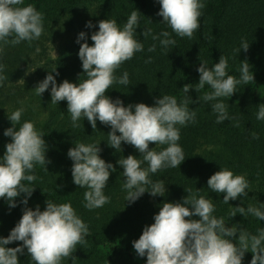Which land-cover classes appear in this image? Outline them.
Listing matches in <instances>:
<instances>
[{"label": "trees", "instance_id": "1", "mask_svg": "<svg viewBox=\"0 0 264 264\" xmlns=\"http://www.w3.org/2000/svg\"><path fill=\"white\" fill-rule=\"evenodd\" d=\"M202 2L205 7L201 10L200 27L194 33V38L189 40L187 37L176 36L166 24L161 23L163 18L157 15L160 10L159 0H24V5L32 4L43 13L44 31L31 45L22 41L15 46H3L0 63L6 66L4 74L8 80L0 87V110L4 114L6 109L13 112L17 108H24L21 123L31 121L38 131L44 133L43 139L47 145L45 156L50 163L46 164L48 171L36 165L34 172L30 173L37 179L30 185L35 189L27 205L22 203L26 196L24 193L15 198L14 208L9 206L7 199L0 198V237L6 238L10 234L25 207L35 210L39 205L43 211L47 199L57 204L71 203L89 228L85 237L86 244L77 245L73 253L75 264H146L147 257L138 256L133 241L139 239L145 226L154 223V216L158 214L163 202L182 203L188 195L185 189H191L194 193L200 189L199 195L212 199L215 205L213 215L223 217L226 227L239 225L251 234H257L258 229L264 228V221L251 214L246 218L240 213L232 218L229 216L230 210L237 206L247 208L252 204L264 210L261 205L264 204V121L256 119L258 106L264 103V0ZM136 9L141 15L135 39L143 43L144 50L137 52L116 71L117 77L127 71L130 84H113L106 93L112 100L120 99L124 106L137 103L155 106L157 98L172 95L179 102L185 95L182 87L198 83L197 69L201 62L211 67L219 62L221 55L228 58V74L237 79L240 78L241 61L247 60L254 81L249 85H237L236 92L230 98H222L228 104L230 119L220 124L216 123V114L211 108L217 101H198V96L211 89L205 86L199 93L195 88L190 89L187 95L193 103L189 104V108L196 111V122H189L184 127L177 125L180 128L178 144L186 159L179 168H166L149 175L153 183H164V196H152L145 192L135 202L129 203L125 201L127 192L122 188L125 179L123 169L117 161L128 155L142 159L140 153L132 145L123 142L120 152L110 147L107 134L111 127L99 120L96 130L92 129L86 117L78 121L79 127H73L67 101L51 104V84L41 97L35 95L33 89L55 68L56 71L51 74L57 85L65 79L77 84L80 77L81 80L85 79L82 62L78 57L80 44L85 41L77 43L79 33L86 34V41L91 46V35L98 31L99 21L114 19L122 28L127 17ZM89 21L92 24L90 28L86 27ZM147 28H151L154 34L169 31L176 44L169 46L166 53L159 41H153L151 37L145 39L141 34ZM58 40L57 58L48 59L37 68L35 76H28L34 56ZM242 40L249 43V48L247 52L241 49L238 53L235 50L240 48ZM153 43L156 44V50L149 52L148 48ZM149 57L152 62L145 63ZM233 117L234 120L231 119ZM237 121L239 127L234 126ZM10 127L13 125L8 115H0V157L4 155L6 144L11 142V137L4 136V131ZM252 132L257 133L259 139H253ZM116 134L119 135V132ZM76 141L99 143L100 157L116 168V171L111 172L104 189L110 202L91 211L83 206V193L86 189L73 183V161L67 153ZM202 146L208 149L198 153ZM164 147L167 146L149 145L150 149L155 148L156 151ZM141 167L147 168V162ZM220 168H228L234 175L245 176L250 184L246 190L249 191L248 196L230 200L229 204L223 203L224 194L212 192L207 187L210 176ZM146 187L151 190V185ZM21 243L16 241L6 247H17ZM18 259L20 264H34L27 249L23 254H18ZM251 259L252 253L246 252L242 264H250ZM62 264H73V261L69 258Z\"/></svg>", "mask_w": 264, "mask_h": 264}, {"label": "clouds", "instance_id": "2", "mask_svg": "<svg viewBox=\"0 0 264 264\" xmlns=\"http://www.w3.org/2000/svg\"><path fill=\"white\" fill-rule=\"evenodd\" d=\"M159 4L157 15L163 18L161 23L166 24L176 36L193 39L200 27L201 10L205 7L202 0H159ZM140 15L139 10H133L122 28L114 19L99 21L98 31L91 35V46L86 41V34L79 33L77 43L85 41L80 44L78 57L86 78L81 80L80 77L78 84L65 79L57 85L51 74L56 71L55 68L33 89L35 95L41 97L51 84V104L67 101L73 127H79L78 121L86 117L92 129L96 130L99 120L111 127L107 134L110 147L120 152L123 142L140 153L142 159L128 155L117 161L123 169L125 179L122 188L127 192L125 201L129 203L135 202L145 192L152 196H164V183H153L149 175L166 168H179L186 159L178 144L180 128L177 125L184 127L189 122H196V111L189 108V104L193 103L187 95L190 89L195 88L197 93L205 86L211 89L198 96V101H217L211 108L216 114V123L220 124L230 119L228 104L222 98H230L236 92L237 85H249L254 81L247 60L241 61L240 78L237 79L228 74V58L221 55L219 62L211 67L201 62L197 69L198 83L195 86L185 84L182 87L185 95L179 102L172 95L157 98L155 106L145 103L124 106L120 99L112 100L106 93L113 84H130L127 71L120 77L115 75L116 71L137 52L144 50L143 43L135 39ZM43 20V13L32 4L24 5V0H0V53L4 45L15 46L22 41L31 45L32 41L38 40L44 31ZM86 27H92L91 21ZM141 34L145 39L151 37L153 41H159L166 53L169 46L176 44L169 31L154 34L151 28H147ZM248 48L249 43L242 40L240 48L235 51L239 53L243 49L247 52ZM155 50L156 44L153 43L148 51ZM151 62V57L145 61ZM5 68L0 63V87L8 80L4 74ZM56 74L59 75L58 72ZM23 112L24 108L20 107L8 114L13 127L6 129L4 136L11 137V142L6 144L4 155L0 157V198L7 199L11 208L16 207L15 198L21 193L26 194L22 203L27 205L35 189L30 185L37 179L30 173L34 172L36 165L48 171L46 164L50 163L45 156L47 145L43 139L44 133L38 131L31 121L21 123ZM256 119L264 121V103L258 106ZM17 125H20L19 128ZM234 126L239 127V122ZM251 135L253 139H259L257 133L252 132ZM150 144L167 147L156 151L149 148ZM74 145L67 153L73 161V183L86 189L83 193V206L86 209L101 208L110 202L104 189L116 168L100 157L99 143L76 141ZM145 162L148 167L142 168ZM25 181L28 183L25 184ZM147 185H151L150 191ZM207 187L217 194L223 193L222 202L229 204L230 200L248 196L249 191L246 190L250 184L245 176L234 175L228 168H220L210 176ZM185 191L188 195L182 203L163 202L154 216V223L145 226L139 239L133 241L138 256L147 257L146 264H242L245 253L249 251L252 253L250 264H264V228L258 229L257 234H251L239 225L226 227L223 217L213 215L215 205L212 199L199 195L200 189L195 193L191 189ZM237 213L245 218L251 214L264 221V210L252 204L247 208L233 207L229 216L232 218ZM88 232V225L77 215L71 203L57 204L47 199L43 211L39 205L35 210L25 207L10 234L6 238L0 237V264H20L18 254H23L25 249L34 264H62L69 258L75 264L73 253L77 245L86 244ZM16 241L22 243L17 247H6Z\"/></svg>", "mask_w": 264, "mask_h": 264}, {"label": "rangeland", "instance_id": "3", "mask_svg": "<svg viewBox=\"0 0 264 264\" xmlns=\"http://www.w3.org/2000/svg\"><path fill=\"white\" fill-rule=\"evenodd\" d=\"M58 48H59V40L54 44H49L45 50H41L37 53V55L34 56L33 62L31 65L30 72L28 73V76L32 77L35 76V73L37 71V68L41 67L48 59H55L58 56ZM11 111L6 109L5 113L3 114L2 109L0 110L1 117L6 116L10 114ZM205 149H208L207 146H202L199 148L198 153H201Z\"/></svg>", "mask_w": 264, "mask_h": 264}]
</instances>
